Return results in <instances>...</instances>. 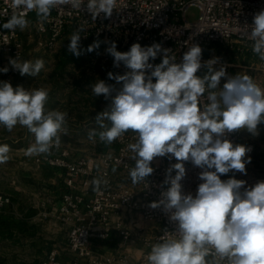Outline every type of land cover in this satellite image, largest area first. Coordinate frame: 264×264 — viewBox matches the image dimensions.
<instances>
[{"label":"clouds","instance_id":"9594fccd","mask_svg":"<svg viewBox=\"0 0 264 264\" xmlns=\"http://www.w3.org/2000/svg\"><path fill=\"white\" fill-rule=\"evenodd\" d=\"M64 5L77 12L86 8L95 21L101 13L110 18L118 0H11L13 13L2 27L23 31L31 23L28 13L34 11L42 30L52 10ZM250 27L246 36L252 41L251 50L264 62V10L254 15ZM84 30L79 26L69 37L68 51L76 57L82 54ZM106 43L110 44L106 51L114 58L113 66L123 64L129 71L107 74L119 88L104 80L92 85V95H103L109 103L95 117L99 131L90 129L88 139L95 143L98 136L100 142L111 145L126 132L135 133V142L127 146L135 162L129 170L133 185L148 187L155 158L167 156L178 161L166 170L163 184L169 187L161 192L158 202L149 205L153 209L162 206L176 230L166 231L160 242L151 246L147 264H264V181L245 187L244 180L221 179L232 170L247 174L251 157L244 158L251 149L233 145L227 136L241 130L259 134L258 125L264 123V87L248 74L229 75L224 65L216 69L219 58L202 63L199 44H191L177 63L176 56L169 55L171 49L159 43L145 47L134 43L125 52L117 51L114 41ZM99 46L96 41L86 51ZM160 53L161 63L149 62ZM9 64L21 76H38L45 67L43 59L21 60L18 54L9 58ZM8 71V67L0 69ZM222 78L226 82L221 87ZM50 91V87L25 90L0 82V126L11 132L19 125L34 135V143L25 152L30 157L50 155L53 148H60L61 135L68 134L67 112L46 107ZM10 152L9 145L0 144V164L7 163ZM187 161L202 169L199 179L203 182L195 196L182 192ZM90 183L97 193L109 184L103 178Z\"/></svg>","mask_w":264,"mask_h":264},{"label":"built area","instance_id":"2783aa9c","mask_svg":"<svg viewBox=\"0 0 264 264\" xmlns=\"http://www.w3.org/2000/svg\"><path fill=\"white\" fill-rule=\"evenodd\" d=\"M191 6L199 8L194 20L188 18ZM264 10V0H118V8L112 16L104 18L101 13L95 21L86 8L81 12L64 5L51 12L48 22L43 28L34 20L37 34L36 43L40 46H52L67 29L75 31L83 26V38H92L104 43L92 51V56L105 58L109 61L110 70H117L123 75L129 71L123 64L119 68L113 66L114 58L107 53L110 46L106 42H115L117 51L130 50L134 43L142 47L159 43L162 48L171 49L169 55L176 56V62L182 60L183 54L191 44H199L202 48V63L219 58L216 64L226 66L229 75L237 72L230 70V63L225 55L228 51L240 54L250 53L252 41L247 39L246 32L251 33L254 15ZM13 9L11 0H0V69L8 67L7 73L0 72V82H10L14 87L18 71L11 68L9 58L17 54L22 60L26 53V42L17 28L15 32L3 29L2 25L11 17ZM36 13L29 12L28 16ZM215 44L221 46L216 54L204 56V50ZM258 57V56H257ZM163 53L149 62L159 64ZM252 68L264 73V62ZM199 74V73H198ZM206 95V94H205ZM241 132L228 134L227 138L233 145L240 144ZM135 142V133L128 131L111 145L99 141L89 151L76 153L72 148L61 145L53 148L50 155H40L38 162L63 170L65 189L59 202L52 208L54 216L69 226L68 246L71 256L62 257L58 247L52 248L48 254L35 264H117L128 263L133 257L131 247L140 245L139 264H147L145 257L154 243L160 242L166 231L174 232L175 223L169 220L163 207L150 208L152 202L161 199V192L167 190L164 185L166 170L178 161L173 157H157L151 163L154 172L147 178L148 187L144 184L133 185L129 176L130 168L135 162L130 158L132 153L128 144ZM250 148L245 160L252 157L255 144L252 141L244 144ZM170 155V154H169ZM115 169V171H113ZM186 176L181 181L182 192L195 196L198 185L202 183L199 167L190 161L185 162ZM176 172L173 170L172 175ZM94 178L107 179V187L101 193L93 191L91 181ZM222 179V178H221ZM223 180V179H222ZM248 182H246L245 187ZM243 191V189H242ZM12 202L9 194L0 192V212H4ZM140 219L154 222V228L142 225ZM118 235L123 249L114 253L101 254L93 248V240L107 241Z\"/></svg>","mask_w":264,"mask_h":264},{"label":"rangeland","instance_id":"374dc122","mask_svg":"<svg viewBox=\"0 0 264 264\" xmlns=\"http://www.w3.org/2000/svg\"><path fill=\"white\" fill-rule=\"evenodd\" d=\"M198 14L199 8L197 6H191L189 8L188 18L190 20H194ZM35 17V15L28 16L27 19L31 21V23L28 28L21 31L26 42V53L22 60L34 61L35 59H43L45 67L41 70L38 76L24 75L26 77L22 79L20 78L21 75H19V77L16 78L14 88L17 86H21L25 90L39 87L52 88L53 91H51L50 94L53 95H50L49 99L51 102L53 100L54 108L46 107L50 110L59 109L68 114V134L61 135V145H67L79 152L89 151L96 143H98V136L95 138V143H93L88 139V132L90 129L97 128L95 117L99 112L105 110L109 103V101L104 99L103 95L99 97L92 95V85L97 80H104L107 84H112L116 88H119L121 85L117 84L114 80H109L107 76L109 72L118 74V71L110 70L109 61L105 58H102L101 56L97 58L94 55L92 56V52L86 51L88 46L94 41L90 37L83 38L81 36L80 47L82 54L78 59H69L68 55L71 53L68 51V45L70 43L69 37L73 32L70 29H67L66 32L63 33V36L59 38L54 45L39 47L36 43L37 34L34 27ZM99 42V47H103L104 43L101 41ZM228 52H232V55L234 56L232 60L246 65V67H239L242 70L247 69L242 74L252 76L256 83L264 87V81L261 80V77H264V73L252 68L259 63V58L257 56H253L247 52L244 54L235 51ZM232 71L237 72L234 69H232ZM153 82H155V79ZM97 131H99L98 128ZM240 132L242 135V131ZM249 139L257 143L260 138ZM34 140V135L29 133L25 127L17 125L11 132H9L4 127L0 126V144L8 145L7 141H10V149H18V145L22 141L25 142V144H22V147L27 149L32 143H34ZM8 172H11L12 175H8ZM16 176L17 175L13 170L0 164V188L4 189L8 185H12ZM9 195L12 198L13 195ZM140 221L142 225L147 226L149 229L154 228L156 225L154 222L146 219H140ZM122 244V239L118 235L107 241L102 242L99 240H93L92 242L93 248L101 254L117 252L118 250L123 249V247H121ZM123 245L126 246L127 244ZM139 246L140 245L131 247L133 257L126 264H139L138 258L141 254ZM50 250H48V252ZM8 257L11 262V259L15 256L9 255Z\"/></svg>","mask_w":264,"mask_h":264},{"label":"crops","instance_id":"0c3cea01","mask_svg":"<svg viewBox=\"0 0 264 264\" xmlns=\"http://www.w3.org/2000/svg\"><path fill=\"white\" fill-rule=\"evenodd\" d=\"M220 51L221 46L215 44L204 50L203 55L208 56ZM225 57L230 63V70L234 69L241 74L247 70L239 68L246 65L232 60L234 57L232 52H228ZM215 67L220 68L217 65ZM25 77L20 76L22 79ZM261 80L264 81V77H261ZM224 82L226 81L222 78L221 87ZM46 106L54 108L53 100L51 102L49 99ZM241 131L240 145L252 141L249 138H260L259 141L256 139L257 143L252 141L255 144V152L251 157V163L246 164L247 174L232 170L226 175H221V178L244 180L248 182L246 187H250L258 181H264V123L258 125L259 134L256 136L246 130ZM24 141L20 142L18 149H11L10 159L3 164L17 176L13 181L15 184L0 188V192L13 195L11 205L4 212H0V264H35L54 247H58L62 257L67 259L71 256L68 246L69 226L56 218L52 211L65 189L64 172L44 161L38 162L36 160L38 156L25 155L27 149L22 147ZM9 142L7 141L10 146ZM72 150L75 151L73 148ZM8 175H12L11 172H8ZM9 255L15 256L11 262Z\"/></svg>","mask_w":264,"mask_h":264},{"label":"trees","instance_id":"16d2710c","mask_svg":"<svg viewBox=\"0 0 264 264\" xmlns=\"http://www.w3.org/2000/svg\"><path fill=\"white\" fill-rule=\"evenodd\" d=\"M69 59H78V57H76L75 55H73L72 53H70L68 55Z\"/></svg>","mask_w":264,"mask_h":264}]
</instances>
